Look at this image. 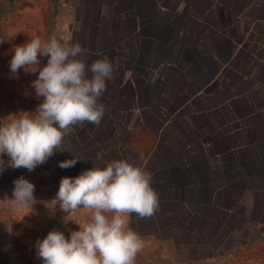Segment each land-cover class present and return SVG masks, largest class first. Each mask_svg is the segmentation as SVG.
<instances>
[{
    "label": "rangeland",
    "instance_id": "rangeland-1",
    "mask_svg": "<svg viewBox=\"0 0 264 264\" xmlns=\"http://www.w3.org/2000/svg\"><path fill=\"white\" fill-rule=\"evenodd\" d=\"M60 3L65 4L62 10ZM52 11L59 27L68 30L70 43H78L85 50L78 58L88 65L107 58L115 68L114 79L106 82L107 89L99 101L105 106L100 124L85 123L70 129L62 148L45 164L31 172L13 169L9 157L0 155V218L9 225L7 237H0V251L7 252L9 258H17L19 263L42 264L35 248L30 261L21 254L17 256L12 251L16 239L31 236L34 246L52 231L48 219L65 218L66 223L71 220L61 231L65 237L90 220L88 211L78 210L71 216L59 208L54 210L47 202L55 197L61 178H75L85 170L102 169L110 162L115 152H108L105 145L96 146V141L114 128V146L130 153L131 164L142 167L146 159L158 160L154 166L159 168L151 174V187L158 198H163L162 189L172 184L188 185L199 192L197 196L193 191L195 195L190 197L185 191L182 200L178 196L175 203L181 208L158 202L153 216L130 217L129 227L144 242L135 264H264V200L254 203L256 198H264V193L259 197V191L264 190V23L248 25L250 20H246L250 12L253 19L264 21V0H56ZM16 16H11L12 22ZM53 22L42 27L47 30L42 33L46 35L41 36L43 41L61 35ZM4 26L9 31L15 29L17 35L27 31L19 25ZM2 43L0 53L7 42ZM39 58H43L41 65H46L47 57L38 54ZM181 58L183 67L177 64ZM7 71L11 73L8 66L0 64V123L19 118L22 112L34 116L42 99L36 97L31 87L38 73L20 69L16 78L7 76ZM178 83L186 90L180 101L171 104L166 89ZM191 93L196 94L194 112H199L197 119L201 120L196 121L197 129L213 124L210 115L216 113L218 124L222 122L221 131L227 133L235 128L244 137L248 130L252 141H257V145L242 149L244 154L249 150L246 167L228 168L227 181L233 199L226 196L220 200L216 216L206 213L203 206H211L212 175L208 165L217 164L215 160L222 155L223 146L215 148V155L207 164L203 156L189 155L188 146L177 147V130L170 125L173 118H178L182 136L188 134L182 127L181 111L175 107L184 112L193 101L186 100ZM159 104L173 105L174 113L170 112L167 118L162 113L157 116L153 108ZM193 134L194 138L191 134L186 138L188 143L197 144L202 136L209 138L206 131ZM181 153L185 160L169 164L170 168L162 167L166 156L174 158ZM114 157L120 160L121 154ZM73 158L80 159L73 167L58 166L59 162ZM173 167L182 168L174 172ZM158 174L161 183L155 180ZM216 175L217 189L224 178ZM21 176L35 186V200L48 204L49 216H41L36 204L32 208L12 207L9 200L13 198V182ZM243 195H247V200L238 208ZM182 203L188 206L186 210ZM5 204L10 209L6 213ZM7 217H11L12 223ZM5 244L9 246L3 247ZM5 258L0 254V259Z\"/></svg>",
    "mask_w": 264,
    "mask_h": 264
},
{
    "label": "clouds",
    "instance_id": "clouds-1",
    "mask_svg": "<svg viewBox=\"0 0 264 264\" xmlns=\"http://www.w3.org/2000/svg\"><path fill=\"white\" fill-rule=\"evenodd\" d=\"M84 52L78 43H62L55 36L47 41L36 37L15 47L11 74L18 78L20 69L38 73L31 87L42 99L34 116L22 112L19 118L0 123V155L9 157L11 168L31 172L62 148L70 129L100 124L105 106L99 101L115 68L107 58L86 64L78 58ZM38 54L47 57L46 65H41ZM78 160L58 166L71 168ZM13 183L12 207L32 208L35 186L23 176ZM151 183L150 172L126 160L61 178L55 197L47 203L68 215L88 211L90 220L68 237L59 230L49 231L35 244L37 258L42 264H135L144 242L129 227L130 217L149 218L158 210V194Z\"/></svg>",
    "mask_w": 264,
    "mask_h": 264
},
{
    "label": "trees",
    "instance_id": "trees-1",
    "mask_svg": "<svg viewBox=\"0 0 264 264\" xmlns=\"http://www.w3.org/2000/svg\"><path fill=\"white\" fill-rule=\"evenodd\" d=\"M187 50L190 52L188 47H187ZM177 64L180 67H183L185 65L184 59L181 58V62H179V63L177 62ZM166 90H168L170 93V95H169L170 98L168 97L167 100H169V102H171V104H173V102L177 101V99H179V101H180V97H181V95L182 96L184 95L183 93H185L186 87H183V85H179V83L178 84H170V87H168ZM189 98H190V100H193V101L191 102V104H189L187 106V108L184 110V112L181 110L180 107H178V108L175 107V109L177 111L178 110L181 111V116L184 120V122L182 123V127H183V129H185V133H188V134L186 135L184 133L186 136H182L183 132H182L180 126L178 125V123H179L177 121L178 118H176V119L173 118L174 120L170 123V125L174 131L177 130L176 131L177 136L174 140V143L180 149L188 146L189 155H190V153L192 155L199 154L200 156H203L204 158H206L205 160L208 161L207 164L210 163L209 160L213 157V155H215V152H216L215 148L219 144H221L223 146L222 155H220L219 158H217L215 160V161H217V164L210 163L208 165L209 169H210L209 172L212 175V178L210 179V180H212L211 181L212 188L210 191L211 206L209 203L206 206H203V208L206 210V213L211 212L212 215L216 216L217 212L215 209L221 208L219 206L220 200L227 198L226 196L232 197V199H233V193H231L229 191V186H228L229 181H227V174H229L228 168L232 167V165H237L239 167L241 166V168L246 167L245 163H246L247 156L249 154V150L247 152H245V154H244L242 149H245V148L249 147L250 145L256 144L257 141L256 142L252 141L253 135L251 136V132L248 130L244 131V134H245L244 137H242V134H241L242 132H240L239 130H236L235 128L232 129V131H229L227 133H225L224 131H221L219 125H222V122L220 124H218L219 119H218V116L216 113H215V115H214V113L210 115V119L213 122V124L208 123L207 127L197 129V122L196 121H201V120H199V117L197 119L199 112H194L195 110H197V107L195 104V100H197L196 94H194V95H192V93L189 94V96L186 98V100H188ZM183 99H184V97L182 98V100ZM172 106L173 105H169V104H167V105L159 104L158 107L155 106L153 108V110L157 113L156 114L157 116H159L158 113L159 114L162 113L163 118H167L170 116V112L174 108V106L173 107ZM173 113H174V110L171 112V115ZM111 129H109V132L107 131V134L103 138L96 141V144H97L96 146L102 148V146L105 145V147L108 148V150H109L108 152L112 153V151H113V152H115V155L121 154L120 160H126L127 162H129L131 164V162H133V161H131V157L129 156L130 153L127 151L121 152L120 149H118L121 146H117V147L114 146V143H116L114 140L115 129L114 128H111ZM244 130H246V129H244ZM92 131L94 132V127L92 128ZM179 131L182 133H180ZM204 131L208 132V136H209L208 139H205L202 136L201 140L196 141L197 144H192L193 141L189 142V143L187 142L186 138L190 134L194 138L195 135L193 134V132H203L204 133ZM220 132H221V134H220ZM87 133L90 134L91 132L87 131ZM169 143H170V141L168 142V148L171 151V148H170L171 144H169ZM118 145H120V144H118ZM111 148H113V149H111ZM95 150L97 152L98 149H95ZM246 153H248V154L246 155ZM115 155L113 154V156H111L110 161L117 159V157H114ZM183 155H184V153H181V154L175 156L174 158H171L172 155L166 156L163 159L162 167L165 168V166H167L168 168H170L169 164H173L174 162H180L181 159L185 160ZM226 160H227V162H226ZM236 160H240L242 163L239 162L238 164H236V162H237ZM155 162H158V160L155 157L152 160L146 159L144 162V166H142L141 168L145 169L146 171L150 172L151 174L156 173V171L158 170L159 167L156 168L154 166ZM137 165H139V164H136L134 166H137ZM173 168L175 169V167H173ZM173 168H172V171H173ZM181 168L182 167H177L174 170V172H176V171L180 172L177 169H181ZM216 173L219 176L223 175V178H224V179H222V185H220L217 189L214 188V185L216 182V176H217ZM158 176H159V174L155 177V180L158 181L159 183H161L162 181H160ZM162 190H163L165 195L162 196L163 198H158V202L165 203V206L167 203L175 204L177 206V208H181V207L175 203L176 198H178V196L181 195L180 198L182 200L185 191L186 192L188 191L187 193L189 194L190 197L194 196L195 194L198 196V193H199V192L197 193V191H198L197 189H194L188 185L184 186V187H179L177 185L174 186L172 184V185H169L168 187H166ZM193 191L195 193L194 195H192ZM263 193H264V190L261 189L259 191V197ZM256 197H257V195H256ZM241 198L242 199H240V200L238 199L239 200L238 208L242 207V205H244V203L247 200V195L246 196L243 195V197H241ZM181 200H179L177 202H182ZM255 200L256 201H254V203L258 204L262 200H264V198H259V199L256 198ZM183 206H184V208H183L184 210H186V208L188 207V206H185L184 204H183ZM233 207H235V205H233L232 208ZM227 214H228V212H227Z\"/></svg>",
    "mask_w": 264,
    "mask_h": 264
},
{
    "label": "crops",
    "instance_id": "crops-1",
    "mask_svg": "<svg viewBox=\"0 0 264 264\" xmlns=\"http://www.w3.org/2000/svg\"><path fill=\"white\" fill-rule=\"evenodd\" d=\"M53 1L54 2H52V0H0V41L3 40L7 42L4 48L1 49V65L4 63L5 66H8L9 68V61L12 58L15 47L21 46L36 37L41 38L43 35L42 33L44 31L47 32L46 28L43 30L42 27L44 28L46 25L51 26V22H53L52 7L56 0ZM74 4L78 5L76 2H74ZM255 6V8L258 7L257 5ZM46 10L48 11L47 13ZM14 14H17V16ZM10 15L16 16L13 22L11 21ZM247 16L249 19L246 18V20H250L248 25H259L264 23L263 20H258L257 18L253 19V16H250V12ZM4 25H19L18 27H22V29H26L27 31L17 35L18 33L15 29L9 31ZM14 35L17 36L14 37ZM13 37L14 40L11 42ZM2 45L4 44L2 43ZM6 74L7 76L12 75L8 71Z\"/></svg>",
    "mask_w": 264,
    "mask_h": 264
},
{
    "label": "built area",
    "instance_id": "built-area-1",
    "mask_svg": "<svg viewBox=\"0 0 264 264\" xmlns=\"http://www.w3.org/2000/svg\"><path fill=\"white\" fill-rule=\"evenodd\" d=\"M65 6L64 3H60V5L58 4L59 9H63ZM13 9V8H12ZM54 22L53 25L55 26V31H60L61 35L58 37V40H60L62 43H70V39H69V33L67 29L62 30L59 27V22L57 20H55V17L53 18ZM2 46V43L0 42V47ZM41 62H43V58H39ZM36 199V205L38 207L39 213L41 214V216L47 217L49 216V207L48 204H46V202L44 200H38ZM7 207H6V206ZM3 206L4 212H8L9 209V204H5ZM0 216L2 213V205H0ZM73 213H70L69 215H72ZM52 216V214L50 215V217ZM9 218L11 217H7V219L9 220ZM6 220V218H5ZM7 220V221H8ZM10 223H12L11 220H9ZM48 228H52L51 230H59L62 231L63 230V226H66L67 224L71 223V220L69 222L66 223V219L65 218H53V219H48ZM7 226H9L6 223H3V219L0 218V237L5 238L8 235V230H7ZM34 244V240L31 236H23L22 238H18L16 239V243L15 246L13 247V252L18 256L19 254L25 256L27 259H25L26 261H30L34 252V248L35 245ZM9 246L8 244H5L3 247H7ZM1 252V251H0ZM2 256L6 257L5 259H0V264H27V263H19L17 261V258L15 257H11L9 258L7 252L2 251L0 253ZM35 256V254H34ZM259 262L263 263L262 259H259Z\"/></svg>",
    "mask_w": 264,
    "mask_h": 264
}]
</instances>
